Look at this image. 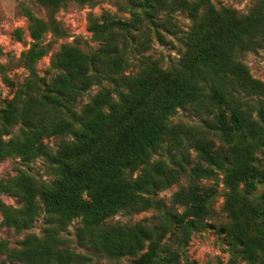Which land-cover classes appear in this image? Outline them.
<instances>
[{"label": "trees", "instance_id": "16d2710c", "mask_svg": "<svg viewBox=\"0 0 264 264\" xmlns=\"http://www.w3.org/2000/svg\"><path fill=\"white\" fill-rule=\"evenodd\" d=\"M40 1L55 8L69 0ZM132 1L141 8V13L132 17L133 27L152 24L163 11L184 9L191 14L195 22L186 34L188 52L183 62L174 69L162 70L144 59L137 73L125 74L129 58L123 51L130 25L107 13L94 19L91 29L105 35L95 52L64 48L58 55L62 72L45 81L36 93L17 92L3 109L0 160L16 156L31 161L47 152L46 137L69 134L71 139L50 154L57 175L52 185L19 184L14 192L23 202L21 209L14 210L1 200L0 208L3 223L22 231L31 226L37 214L38 195L60 225L82 217L80 239L105 259L136 256L150 242L133 264H180L181 254L161 243L168 232H177L187 246L194 231L211 226L207 220L216 190L202 185L204 178L216 168L229 167L230 182H243L248 192L258 183L264 184V168L253 164V142L244 143L248 137L264 133V105L250 112L243 104L244 98L264 93V89L234 58L238 48L256 49L264 43V4L240 16L234 10L208 6L209 0ZM30 20L32 37L40 39L43 21L32 14ZM105 81L112 86L105 87ZM93 85L100 86L99 93L76 110L79 98ZM191 103L213 115L209 125L221 144L206 134L194 139L192 149L198 161L190 170V154L177 168L166 170L164 165H152L153 154L170 133V118ZM137 171L141 173L134 177ZM182 173L192 179L172 198L173 206L182 211L163 210L162 200L156 199L157 191L168 188ZM153 207L160 212L156 224L139 221L129 227L95 231L105 218L121 209L140 212ZM228 210L231 224L221 230L228 232L231 243L239 246L246 259L264 264V192L254 203L238 205L230 200ZM168 221L173 223L171 230ZM3 254L6 260H0V264L92 261L88 254L59 247L55 237L26 238L18 248H5Z\"/></svg>", "mask_w": 264, "mask_h": 264}, {"label": "rangeland", "instance_id": "374dc122", "mask_svg": "<svg viewBox=\"0 0 264 264\" xmlns=\"http://www.w3.org/2000/svg\"><path fill=\"white\" fill-rule=\"evenodd\" d=\"M262 3L264 0H209L208 6L234 10L238 15L245 16L261 7ZM140 11L141 8L132 0H69L55 8L40 0H0V121L4 107L17 92L24 90L28 94L36 93L44 87L45 81L62 72L58 55L64 48L72 47L86 53H93L99 48L105 35L92 30L91 24L104 13L130 25L125 35L127 47L123 51L126 58H129L125 74L137 73L144 59L162 70L181 65L188 52L186 34L195 19L188 11L177 9L170 13L161 12L152 24L144 22L133 27L132 17ZM30 14L44 23L40 39L32 37ZM41 51L43 54L39 56ZM234 58L245 65L252 79L264 89V43L256 49L238 48ZM103 85L112 86L108 81ZM99 91V85H93L85 91L77 102L76 110H81ZM117 98L115 95L114 99ZM243 104L246 110L255 112L259 104L264 105V93L244 98ZM212 117L207 110L193 103L179 108L170 118V133L166 135L164 144L153 154L151 164L164 165L166 170L177 168L180 160L190 154L192 162L189 170L192 169L198 161L197 153L192 149L194 139L206 134L217 145L221 144L219 135L209 125ZM17 131L15 128L14 133ZM68 139H71L69 134L46 137L44 144L47 152L31 161L16 156L0 160V183L3 185L0 187V200L12 209L19 210L23 202L15 194V186L31 182L37 186L52 185L57 175L50 154L56 152L63 141ZM250 142H253L254 147L253 164L264 168V133L244 140V143ZM140 173L137 171L134 177ZM183 174L165 190L157 191L156 199L162 200L163 210L182 211L181 207L173 206L172 198L177 190L192 182L189 175ZM201 184L216 190L210 200L211 213L207 220L211 226L194 231L187 246H183L179 233L168 232L161 246L165 243L171 250L178 251L181 254L180 264H259L246 259L239 246L231 243L228 232L222 231L221 227L231 224L229 201L234 200L238 205L254 203L263 194L264 184L258 183L255 190L248 192L243 182H230L229 167L214 169L212 175L204 178ZM230 196L235 198L231 199ZM35 202L37 214L31 226L22 231L3 223L4 216L0 208V260H6L3 254L5 248H18L26 238L37 240L55 237L59 247L92 256L91 264H133L150 244L148 242L146 248L136 256L124 255L119 260L105 259L80 239L79 235L84 228L82 217L62 226L53 221L41 196L37 195ZM159 216L160 212L155 207L140 212L121 209L105 218L95 231L118 226L129 227L139 221L156 224ZM168 227L171 230L173 223L168 221ZM6 264L23 263L7 261Z\"/></svg>", "mask_w": 264, "mask_h": 264}]
</instances>
